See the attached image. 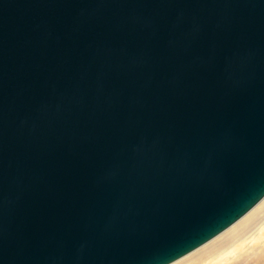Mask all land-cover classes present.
Masks as SVG:
<instances>
[{"label": "water", "instance_id": "1", "mask_svg": "<svg viewBox=\"0 0 264 264\" xmlns=\"http://www.w3.org/2000/svg\"><path fill=\"white\" fill-rule=\"evenodd\" d=\"M264 198V0H0V264H170Z\"/></svg>", "mask_w": 264, "mask_h": 264}, {"label": "bare ground", "instance_id": "2", "mask_svg": "<svg viewBox=\"0 0 264 264\" xmlns=\"http://www.w3.org/2000/svg\"><path fill=\"white\" fill-rule=\"evenodd\" d=\"M264 258V198L223 232L170 264H235Z\"/></svg>", "mask_w": 264, "mask_h": 264}, {"label": "rangeland", "instance_id": "3", "mask_svg": "<svg viewBox=\"0 0 264 264\" xmlns=\"http://www.w3.org/2000/svg\"><path fill=\"white\" fill-rule=\"evenodd\" d=\"M235 264H264V258L259 260L256 256H250L246 260Z\"/></svg>", "mask_w": 264, "mask_h": 264}]
</instances>
